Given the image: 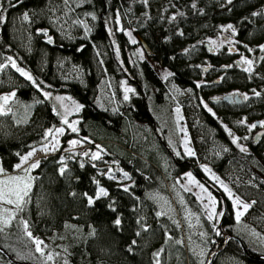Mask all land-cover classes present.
Returning <instances> with one entry per match:
<instances>
[{
    "label": "trees",
    "instance_id": "16d2710c",
    "mask_svg": "<svg viewBox=\"0 0 264 264\" xmlns=\"http://www.w3.org/2000/svg\"><path fill=\"white\" fill-rule=\"evenodd\" d=\"M62 1L12 0L16 6L11 7L5 0H0L7 9L0 23V64H8L0 71V94L14 92L19 104L31 107L25 119L18 115H0V166L7 174L14 172L21 156L42 143L49 129L63 124L44 92L70 96L82 105L77 114L79 134L66 133L59 150L40 160L26 198L28 202L11 225L0 233V248L14 262L49 264L35 250L22 221L28 222L34 237L42 239L72 223L81 233L71 245L69 264H156L154 254L157 252L159 264H188L187 249L176 242L181 239L180 227L168 217L157 216V206L147 194L154 190L166 192L165 181L192 170L215 195L220 213H223L219 216L217 232L220 235H217L200 203L192 194H185L189 205L202 214L212 241L217 243L214 249H219L224 239L233 235L255 255L234 231L232 203L224 192L199 168L186 163L177 165L172 160L174 154L158 132L155 112L153 115L149 111L150 101L140 79L153 89L152 99L157 107L164 104L171 83L191 90L190 99L182 100L181 107L195 149L201 153L210 139L213 144L228 149L231 154L212 163L215 171L224 175L228 169H243L253 184L246 191L241 186L234 189L245 199L255 200L254 209L264 214V136L258 142L253 141L254 135L247 138L244 143L247 153H244L232 143V135L225 130L226 126L233 135L249 134L250 123L253 120V124L261 123L259 119L264 118V51H261L264 46V0H232L231 4L227 0H147V4L144 0H91L79 12L96 14L93 31L86 37L78 29L76 37L67 40L57 36L51 21V12L61 6ZM25 12L29 14L28 22L23 19ZM115 13L116 18L119 14L123 29L115 33L120 60L104 20L107 14L114 17ZM228 25L235 29V35L230 30L235 43L233 49L214 51L205 47L207 40L216 39ZM128 31L136 43L129 41ZM48 36L53 38V43H49ZM137 49L144 58L135 60L134 67L130 54L136 53ZM238 52L253 61L250 71H244L248 65L238 61ZM9 56L32 76L35 84L9 64ZM62 61L78 66L83 72L82 80L64 78L59 65ZM151 61L167 68L173 75L160 79ZM104 75L116 82L127 79L137 91L116 113L103 110L97 104L98 87ZM200 80L203 83L198 87ZM232 92L247 93L250 98L239 105L211 102ZM256 92L260 95H255ZM212 95L217 97L211 98ZM202 101L213 111L205 108ZM243 120L246 123H241ZM135 123L141 126V132L152 135L160 153L170 164L169 171L162 169L150 147V150L143 148L141 135L137 138ZM260 128L257 126L255 133ZM74 138L104 145L109 154L106 158L128 173L131 182L126 186L128 191H124V182L109 179L93 163L72 158L66 152V145ZM200 138L204 141L199 142ZM142 153H149L148 157ZM61 168L65 169L63 175ZM101 187L108 195L97 198ZM88 197L93 198L92 205L88 204ZM117 218L121 221L119 226L115 224ZM0 264L18 263L0 253ZM211 264L264 262L249 259L239 244L230 240Z\"/></svg>",
    "mask_w": 264,
    "mask_h": 264
},
{
    "label": "rangeland",
    "instance_id": "374dc122",
    "mask_svg": "<svg viewBox=\"0 0 264 264\" xmlns=\"http://www.w3.org/2000/svg\"><path fill=\"white\" fill-rule=\"evenodd\" d=\"M90 1L91 0H69V2L65 4L63 0L61 6L57 7L51 12L53 16L51 21L55 25L54 28H56L57 36L60 39L67 40L69 38H75L77 35L76 31L78 29H81V34H83L84 36L87 37L90 35V33L93 31V25L97 19V16L93 12H82V13L79 12V9L83 7L86 3H90ZM93 16H95L96 18L93 19L92 18ZM104 20L106 22V26H107L106 28L108 32L109 29H112V33L109 34L114 43V52L117 55L118 59L120 60V53L117 54V49H119V47L116 44L115 33L121 31L120 30L121 24L117 25L115 23L116 13L114 17L107 14L106 16H104ZM129 32L131 33V31H128L127 34ZM132 40H134L133 36L130 37L129 41L132 42ZM209 41H213L214 43L210 44ZM205 43H207L214 51H219L224 48H228L229 50L235 47L234 45L235 43L233 41V37L231 36L230 30L228 31L222 30L221 34L216 39L214 40L209 39ZM140 51H141L140 49H137L136 53H134L133 55L130 54L131 61L133 63L132 66L134 67H136L135 65L136 63H134L135 60H140L144 58V55ZM97 53L100 56V52L97 51ZM238 55H239L238 61L241 63L243 59H248L244 53L238 52ZM150 64L153 70L159 76V78L165 80L166 74L170 73V71L167 68L160 66L156 62L151 61ZM59 65L61 69L60 72L62 73V76H64V78L78 79V81L82 80L83 72L78 66L69 64V61H62L60 62ZM140 81L150 101V103H148L149 111L153 115L155 112L159 126L158 132L166 141L167 145L173 152L174 156L179 159H187V160L189 159L191 162H193V164L197 166L203 172V174H205L208 177L209 181L216 184L227 197L228 194L224 191L223 187L218 182L213 181L210 178V174L205 173L203 171V167L205 166L208 167L211 170L212 174L218 176L235 195L239 196L245 202L255 201V200L245 199L243 196L239 195L236 192V189H234L238 186H241V188L244 189V191H246L247 187L249 185L252 186L253 184L252 178L248 174H246V172L243 169L241 168L240 170H236L237 168L235 170L228 169V171H225L224 175H221L220 173L215 171L212 163L213 162L217 163L221 161L223 158H225L228 154H231L229 153V151H224L225 147L218 144H213L211 142L212 140L210 139V142L208 141L205 144L207 147H205V149L202 148L203 150L201 151V153L200 152L198 153V151L195 149L194 142L190 133V126L184 115V110L181 107L182 100L186 98L190 99L191 90L171 83L170 86L168 87V92L165 97L164 104L157 107L156 105H154L152 99L153 89L142 78L140 79ZM202 83L203 80L202 81L200 80L198 81L197 85H201ZM125 87L132 88L134 90L133 92L127 93L128 97H130L131 94H136L137 92L136 89L129 84V81L127 79L116 82V80L113 78L111 79L109 75L102 76L98 87V95H97V104L99 105V107L111 113H116V111L120 109L121 105L125 101H127L124 99V96L126 94ZM12 93L14 92H9V93L4 92L0 94V97H3L5 95L11 96ZM237 93L238 92H232L231 94H237ZM239 94H242L243 96L246 95L248 99L250 98V94L247 93H239ZM57 96L62 98H70V99H64L61 102L55 99ZM215 97L217 96L216 95L211 96V98H215ZM48 100L53 106L54 112L57 113L61 119H63L66 116L67 120L69 121V124L75 123V126L77 128V132H73L71 128L64 123L61 126L56 127V128L64 129V132L58 136L59 144L57 145V148L59 150L62 143V137L66 133L72 132L79 134L78 133L79 120L77 119V114L79 111L75 109V105L73 104V101L75 100L72 99L70 96L55 95L53 93H50V97L48 98ZM3 103L4 102L0 100V104ZM75 104H79V103L75 101ZM202 104L205 108L209 109L208 104L205 101H202ZM177 108H179L180 110L179 113H177L176 111ZM7 109H8L7 114L18 115V118L20 117L21 119H25L27 116H29L31 112V107L24 104H19L16 101L15 96L11 97V99L8 101ZM212 111L213 110L211 109V112ZM259 120L260 122H264V118ZM243 121L245 122V120ZM253 123L254 120L250 123V125H252ZM135 126H137L139 133V134L137 133V138L140 135L142 137L141 141L144 144L143 148L146 147L145 149H149L150 147L155 152L153 154L156 156V158L159 159L162 169L164 171H169L170 164L165 158V156L162 153H160L159 146L152 138V135L147 131L141 132V126L139 124L135 123ZM56 128H52L53 132ZM255 130L256 128L251 129L249 130V134L244 132V134L240 136L232 134V140L234 137L239 138L238 144L240 146L245 147L244 145L246 141L245 137L247 138L253 137ZM203 138L198 139V141L199 142L204 141L205 138L204 139ZM149 139H151V141ZM185 139H187L188 141V147L194 151L195 153L194 156H188L185 154V148H184ZM51 140L52 137L48 136L42 143H40L39 145L35 146L32 150H30V151L35 150V154L28 160V162L23 164V167L19 171L14 169V172L8 175H24L23 169L29 168L30 165L36 163L37 161L40 162V160L44 157H47L51 154H55L58 150L53 151L49 149V151L47 152L43 151L45 145H50ZM73 140L79 142L76 144L75 147H72L70 144V141ZM66 146H67L66 152L69 153L72 156V158L78 157L81 160L89 161L99 168L101 174H104L106 176H113V178L118 182H122V183L124 182L125 187L128 184L131 185L130 179L125 178L123 175V173L125 172L119 169L118 165L115 164L113 161L106 158V156L109 154L107 149L104 147V145L93 144L90 140L85 138H74L68 140ZM237 147L238 149H240L238 145ZM85 152L89 153V155L85 156L84 155ZM95 152H99L100 159L97 160L91 159V154ZM177 153H179V155H177ZM244 153H247V151H245ZM142 154L143 156L148 157L149 153H142ZM20 163L21 160L18 164ZM35 169H32L29 173V175L32 177V179L30 180L31 188L35 178L34 176ZM188 173H191L192 176L195 178V180H197L200 184H203L202 182L199 181V179L194 174V172L192 170H189L181 174L177 178H172L171 180L165 181L163 188L166 189V192L164 191L161 192L156 190L150 191L147 194V197L156 204L157 216L168 217L178 227H180L181 229L180 243L183 246H185V248L188 251V255H189L188 264H200L201 261H203L204 264H206L208 255L211 252L216 251L214 247H216L217 243L215 241H212L213 239L209 234L210 231H208L205 223L203 222L202 214L195 211L189 205L185 197L186 193L192 194L202 206L204 215L208 219V210L205 208V205L208 204V200L206 199V194L202 193L199 187L189 184L187 178ZM3 178L4 177L0 176V179ZM186 188L188 190H185ZM205 188L207 187L205 186ZM208 192H210L211 195L215 198L216 212L220 213V208L217 198L215 197V195H213V193L209 189ZM262 198L264 201V195L262 196ZM230 201L232 203L231 199ZM255 205L256 204H254L248 210V212L245 213V215L241 218L240 223H237L235 219V210L232 203V208L234 213V231L241 239H243L246 242L249 250L253 254L264 255V214H261L257 210H255L254 209ZM0 209H8L9 211L13 212L15 216L19 212V210L15 209L13 205H8V204H0ZM3 214L4 213H0V215ZM209 223L213 227V229H215V231L217 232V228L219 224V216L212 220H209ZM80 233L81 232L79 230V227H77L72 223H68L64 227V229L55 232L50 236H47L43 239L39 237V239L44 242L41 245L44 255L42 256L40 253L39 254L49 264H65V261H67V264H69L71 245L74 242V240L77 237H79ZM201 233L205 235L202 236ZM253 233H255L256 235H253ZM201 252L203 253L202 255ZM48 255H52L53 259L47 260Z\"/></svg>",
    "mask_w": 264,
    "mask_h": 264
},
{
    "label": "snow or ice",
    "instance_id": "6c2138e0",
    "mask_svg": "<svg viewBox=\"0 0 264 264\" xmlns=\"http://www.w3.org/2000/svg\"><path fill=\"white\" fill-rule=\"evenodd\" d=\"M5 2L10 5L11 7H15L16 5L12 3V0H5ZM69 2V0H64V3L67 4ZM144 3L147 4V0H144ZM228 4L232 3V0H227ZM193 7H195V4H193ZM7 9L4 8L3 3H0V23L3 22L4 20V12ZM253 15H257V13H253ZM93 19H95L96 17L93 16ZM23 19L25 21H27L29 19V14L28 12H25L23 14ZM173 19H175V17H173ZM115 23L117 25L120 24V20H119V14L117 13V18ZM87 27V26H85ZM121 31L123 30L122 28L120 29ZM223 31H228L231 30L232 34L235 35V29L233 28L232 25H228L227 28L222 29ZM109 33H112V29H109ZM45 35H47V33H44ZM129 37H131V33H128ZM49 43H51V40H49ZM132 43H136L135 40H132ZM209 43H214L213 41H209ZM249 51H251V49H249ZM261 51H264V46H261ZM119 53V49H117V54ZM9 64H11V66L13 68L16 69L17 72L20 73L21 76L25 77L26 79L30 80L33 82V84H35L36 82L33 80L32 76L24 71L22 68H19L16 65L15 60H13V58L11 56H9L7 58ZM243 64L248 65L247 68L244 69V71L248 72L251 70L253 61L250 59H243L242 60ZM8 67V64H0V71H2L4 68ZM173 75L172 73H167L165 76V79H167L168 76ZM199 87V85H197ZM37 87H39L37 85ZM134 90L132 88H128L125 87V96L124 99L128 100L129 97L127 95V93L129 92H133ZM44 97L46 99H48L50 97V93L44 92L43 93ZM255 95L259 96L260 93L256 92ZM15 93H12L11 96H3L0 97V100H2L4 103L0 104V115H5L7 114V103L8 101L11 99V97H14ZM57 101H63L64 99H70V98H62L57 96L55 98ZM244 99H248V97L245 95ZM73 104L75 105V109L77 111H79V109L82 107V105L79 104H75V101H73ZM63 106V105H62ZM66 110V109H65ZM177 113H179V108L176 109ZM209 111H211V109H209ZM62 122L66 125H68L71 130L73 132H77V128L75 126V123L73 124H69V121L67 120V117L65 116L62 119ZM241 123H244V121H241ZM257 125L256 124H252L249 126V130L256 128ZM260 127H264V122L260 123ZM225 130L229 132V135L231 136L232 133L227 129V127L225 126ZM64 132L63 128H56L53 132L52 129H49L46 133H45V138H47L48 136L52 137V140L50 142V145H45V147L43 148V151L47 152L49 151V149L55 151L58 150L57 145L59 144V140H58V136L60 134H62ZM238 139L239 138H233L232 143L233 144H237L240 147V151L241 152H245L247 151V149L243 146H240L238 144ZM245 139H247V137H245ZM79 143L78 141H70V144L72 147H75L76 144ZM184 148H185V154L188 156H194L195 153L194 151L188 147V141L187 139H185L184 141ZM228 149H224V151H227ZM35 154V150L30 151L27 155L21 156V163L17 164L15 166V169L17 171H19L22 167L23 164L27 163L28 160ZM19 155V153L17 154ZM85 156L89 155V153L85 152L84 153ZM177 155H179V153H177ZM91 159L93 160H97L100 159V154L99 152H95L91 154ZM40 162L37 161L36 163L30 165L29 168H25L23 169L24 171V175H8L5 171L4 168L0 167V176L4 177L3 179H0V204H8V205H13L15 209L19 210V211H23V206L28 202L27 201V197H28V193L29 190L31 188V184H30V180L32 179V177L29 175L30 171L32 169H35L37 167H39ZM95 167V165H93ZM81 167H83V164H81ZM65 169L61 168L60 169V173L61 175H63ZM203 171L205 173H209L210 174V178L213 181L218 182L224 189V191L228 194L229 199L232 200L233 203V207L235 210V219L237 221V223H240L241 218L245 215V213L248 212V210L256 203V201H251V202H245L244 200H242L239 196L235 195L226 184H224V182L216 175L211 173V170L208 167H203ZM124 177L127 179H130V177L128 176V173H123ZM113 176H109V179H112ZM187 178H188V182L189 184L195 185L197 187L200 188V191L202 193L206 194V199L208 200V204L205 205V208L208 210V219L212 220L218 216H222L223 213H218L216 212V201L215 198L211 195L210 192H208V189L205 188V186L203 184H200L197 180H195V178L192 176L191 173L187 174ZM185 190H188L187 188ZM124 191H128V188L125 187ZM108 192L104 189V188H99V191L97 193V198H99L100 196H107ZM94 203V200L92 197H88V204L92 205ZM114 210V209H113ZM0 213H4L3 215H0V233H3L5 228L9 227L11 225V222L13 219H15V214L11 211H9L8 209H0ZM23 223V227H24V231L26 233V235L28 236L29 239H31L33 241V243L36 245V251L39 252L42 256L44 255V252L41 248V245L44 243L42 240H40L37 237H34L32 232L29 230V225L28 222L22 221ZM121 223L120 219L117 218L115 220V224L117 226H119ZM145 231L147 230L146 228L144 229ZM137 235H140L139 232L136 233ZM217 235H220L219 232L216 233ZM201 235H205L203 233H201ZM253 235H256L255 233H253ZM177 243H180V241H176ZM133 244H135L136 242L133 241ZM129 251H131V249H129ZM162 251V250H161ZM203 253L201 252V255ZM154 256L156 257V264H159V252L155 253ZM53 257L52 255H48L47 256V260H52ZM65 264H67V261H65ZM200 264H204L203 261L200 262Z\"/></svg>",
    "mask_w": 264,
    "mask_h": 264
},
{
    "label": "water",
    "instance_id": "95a60500",
    "mask_svg": "<svg viewBox=\"0 0 264 264\" xmlns=\"http://www.w3.org/2000/svg\"><path fill=\"white\" fill-rule=\"evenodd\" d=\"M46 33V31H43V34ZM45 35V34H44ZM46 36V35H45ZM48 41L51 40V43H53V38L52 37H47ZM205 47H207L208 49H211V47L206 43L205 44ZM211 102L213 104H216V103H219V102H225V103H228V104H242V103H245L246 102V99H244V96L243 95H240V94H226L224 95L223 97L221 98H217V99H213L211 100ZM256 125L257 126H260V123L257 121L256 122ZM264 136V128H260L255 134H254V137H253V141L254 142H258L262 137ZM230 240H234L236 241L243 254H245L249 259L251 260H255V261H259V262H264V256H259V255H252L251 253L248 252V249L246 248V246L244 245L243 241L240 240L239 238L233 236V235H228L224 241H223V245L217 249L216 251H214L213 253H211L208 257V263L207 264H211V260L214 258L215 255L219 254L220 252H222L226 245L228 244V242ZM0 253H2L7 259H9L11 262L13 263H18V264H25V263H19V262H14L12 260V258L4 251L0 248ZM26 264H30V263H26Z\"/></svg>",
    "mask_w": 264,
    "mask_h": 264
},
{
    "label": "flooded vegetation",
    "instance_id": "af4514ba",
    "mask_svg": "<svg viewBox=\"0 0 264 264\" xmlns=\"http://www.w3.org/2000/svg\"><path fill=\"white\" fill-rule=\"evenodd\" d=\"M204 71H207V70H204ZM217 81V80H216ZM220 103V102H219ZM216 104H218V103H216ZM171 158H172V160L177 164V165H179V164H182V163H186V164H191V165H193L195 168L197 167V166H195L194 164H193V162H191L189 159L187 160V159H179V158H176L174 155H171ZM192 166V167H193ZM198 168V167H197Z\"/></svg>",
    "mask_w": 264,
    "mask_h": 264
}]
</instances>
